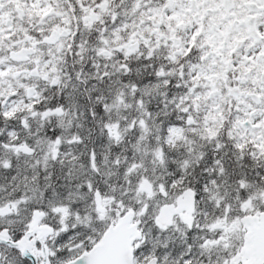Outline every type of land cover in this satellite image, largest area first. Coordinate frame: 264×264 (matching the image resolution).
I'll use <instances>...</instances> for the list:
<instances>
[{
	"label": "clouds",
	"instance_id": "obj_1",
	"mask_svg": "<svg viewBox=\"0 0 264 264\" xmlns=\"http://www.w3.org/2000/svg\"><path fill=\"white\" fill-rule=\"evenodd\" d=\"M99 2L49 0L43 19L4 4L0 264H36L13 247L33 221L48 264H85L106 235L121 264H231L245 221L264 217V154L251 143L264 129L238 124L227 92L194 79L209 62L194 24L161 22L167 0ZM82 6L100 19L86 25Z\"/></svg>",
	"mask_w": 264,
	"mask_h": 264
},
{
	"label": "snow or ice",
	"instance_id": "obj_2",
	"mask_svg": "<svg viewBox=\"0 0 264 264\" xmlns=\"http://www.w3.org/2000/svg\"><path fill=\"white\" fill-rule=\"evenodd\" d=\"M5 3L14 4L21 17L35 14L43 19L54 12L49 0H0V41L12 39V24L9 22L5 27L6 21H11V17L2 11ZM105 7L106 0H100L98 8L103 11ZM166 7L171 9L170 14L157 13L161 22L167 21L171 32L185 27L186 23L194 24L191 41L201 48V59L209 62V71L198 73L194 79L199 80L203 76L207 82L205 87L210 88L209 96L220 93L222 97L223 92H227L237 111L243 113L244 118H238V124L246 128L250 125L249 130L264 129V0H167ZM82 11L89 13L83 17L86 25L100 19L95 10L82 6ZM55 14L60 15L59 12ZM171 22H175V27ZM25 39L31 40V37L26 34ZM52 39H55V33ZM12 55L13 59L20 58L15 52ZM12 71L0 60V77ZM221 81L223 87H217V82ZM4 115L11 116L12 112H5ZM253 136L251 143L255 144L260 154H264V134L256 136L254 131ZM235 147L242 149L244 145L238 143ZM20 150L17 148V151ZM22 150L28 151L26 147ZM4 166L8 167L7 164ZM4 212L0 209V216ZM185 220L191 227L190 220ZM245 225L242 247L231 264H264V217H249ZM29 227L31 231L16 233L13 247L24 255L36 258V264H48L49 252L43 247L44 231L36 228L35 221ZM120 243L119 238L109 240L106 235L92 252H85V264H121L114 258ZM188 253L191 254L190 243ZM153 264L156 262L153 261ZM184 264H191V260L185 257Z\"/></svg>",
	"mask_w": 264,
	"mask_h": 264
}]
</instances>
